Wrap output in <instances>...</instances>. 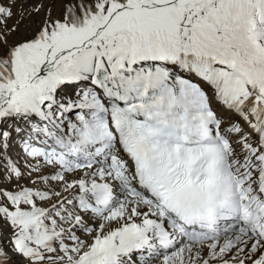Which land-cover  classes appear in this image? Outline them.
Listing matches in <instances>:
<instances>
[{"label":"snow or ice","instance_id":"1","mask_svg":"<svg viewBox=\"0 0 264 264\" xmlns=\"http://www.w3.org/2000/svg\"><path fill=\"white\" fill-rule=\"evenodd\" d=\"M0 264H264V0H0Z\"/></svg>","mask_w":264,"mask_h":264}]
</instances>
